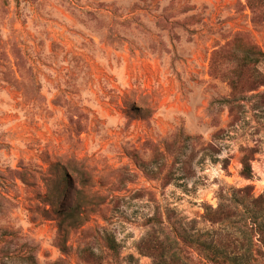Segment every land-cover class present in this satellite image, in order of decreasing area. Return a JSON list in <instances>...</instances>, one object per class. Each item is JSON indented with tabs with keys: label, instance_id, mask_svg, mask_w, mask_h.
I'll use <instances>...</instances> for the list:
<instances>
[{
	"label": "rangeland",
	"instance_id": "374dc122",
	"mask_svg": "<svg viewBox=\"0 0 264 264\" xmlns=\"http://www.w3.org/2000/svg\"><path fill=\"white\" fill-rule=\"evenodd\" d=\"M0 264H264V0H0Z\"/></svg>",
	"mask_w": 264,
	"mask_h": 264
},
{
	"label": "trees",
	"instance_id": "16d2710c",
	"mask_svg": "<svg viewBox=\"0 0 264 264\" xmlns=\"http://www.w3.org/2000/svg\"><path fill=\"white\" fill-rule=\"evenodd\" d=\"M241 175H242V177H244L247 180L252 178V170H251V167L248 163L242 164ZM111 250H113V247H111ZM114 250H115V248H114Z\"/></svg>",
	"mask_w": 264,
	"mask_h": 264
}]
</instances>
